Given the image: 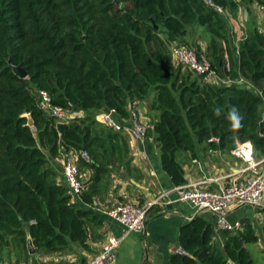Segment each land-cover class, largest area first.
<instances>
[{
	"label": "trees",
	"instance_id": "trees-1",
	"mask_svg": "<svg viewBox=\"0 0 264 264\" xmlns=\"http://www.w3.org/2000/svg\"><path fill=\"white\" fill-rule=\"evenodd\" d=\"M118 1L0 0V264L34 257L28 238L41 256L93 253L103 222L82 203L102 196L113 173L134 172L129 143L100 120L105 112L128 120L146 103L148 138L175 187L186 183L184 156L196 159L198 147L232 153L250 142L255 158L264 157V20L254 8L264 0H215L225 14L202 0ZM242 7L249 19L237 42L228 22ZM195 34L221 82L174 62L172 47ZM42 92L77 116L59 121L41 107ZM233 108L242 116L238 129ZM82 150L91 161L79 158L78 167L91 176L79 202L50 158ZM258 211L264 216V207ZM241 223L221 231L197 215L178 234L189 256L177 251L170 264H255L248 246L260 237L249 218Z\"/></svg>",
	"mask_w": 264,
	"mask_h": 264
},
{
	"label": "crops",
	"instance_id": "crops-1",
	"mask_svg": "<svg viewBox=\"0 0 264 264\" xmlns=\"http://www.w3.org/2000/svg\"><path fill=\"white\" fill-rule=\"evenodd\" d=\"M254 8L259 21H263L264 17L259 7L255 6ZM238 16L242 19V22L239 20V24L243 30L249 19L245 8L242 7L240 9ZM243 36L244 30L241 37L237 38V42ZM139 111L141 112V110ZM121 133L127 139L130 146L129 158L132 159L131 169L133 168L134 172L131 171L133 174L128 176L130 178L127 176L124 178L119 173H113V180L110 181L111 183L107 186L102 196L97 197L92 204L82 203L85 208L99 215L103 222L101 229L98 231L102 235V239L92 244L93 253L78 250L74 254H54L50 256L36 254L28 262L21 261L19 264H87L92 257L99 254L104 244L112 237L123 238L118 249L117 260L114 264H170L171 255L180 249L177 240L179 230L183 225L200 214L215 224L216 217L214 215L208 212L198 213L190 205L179 202L175 193L162 198L151 207L148 213L146 229L142 234H126L123 225L103 212L95 210L94 204L97 203L99 208L102 209L130 202L145 206L162 193L175 188L170 178L162 170L159 150L156 148L154 141L151 139H147L145 142L136 141L127 130ZM197 150V158L194 160H191L189 155L184 156L186 183L210 180L208 188L220 191L228 186L230 181L229 175L235 172H242L247 168V164L233 156L232 153L201 151L199 147ZM261 159L256 158L259 161ZM50 161L59 173L58 182L64 183V155L58 158H50ZM262 170L264 171V165L258 167L257 172H261ZM122 173L123 170L121 171ZM252 173L249 171L246 172V175H252ZM82 175L87 180L91 176V173L82 172ZM74 200L82 202L78 198H74ZM245 218H249L252 221L258 234L256 224L259 221L263 223L264 216L257 209L240 207L233 209L229 213L231 221H241ZM83 258H86V262H84ZM12 263L16 264L15 258H12Z\"/></svg>",
	"mask_w": 264,
	"mask_h": 264
},
{
	"label": "built area",
	"instance_id": "built-area-1",
	"mask_svg": "<svg viewBox=\"0 0 264 264\" xmlns=\"http://www.w3.org/2000/svg\"><path fill=\"white\" fill-rule=\"evenodd\" d=\"M202 1L207 7L214 9L220 14H225L223 7L218 5L215 0ZM259 10L264 17V5L259 6ZM171 54L177 65H181L195 74L204 76L205 81L213 83L221 82L206 53L198 54L193 49L176 44L172 47ZM227 67L229 68L228 64ZM41 97V107L59 121L67 122L76 116L70 109L53 107L51 99L46 92H42ZM100 120L116 132L129 131L130 136L136 141L145 142L149 139V125L143 122L136 108L131 110L128 120L119 121L115 110L105 112L100 116ZM214 140L218 141L217 139ZM73 153H70L71 155H64L63 175L65 183L68 185L73 197L81 199V195L86 190V179L81 174L77 160L81 158L86 162H90L91 158L85 150ZM232 155L246 163L247 168L242 172H235L229 175L230 181L228 186L220 191L208 188L210 180H202L177 186L171 191L162 193L145 206L130 202L102 209L99 208L97 203L94 204V209L103 212L123 225L126 234H142L145 232L148 213L151 207L162 198L175 193L179 202L190 205L198 213L208 212L214 215L216 217L217 230L237 232L242 230V223L241 221H231L229 219V213L233 209L251 207L258 210L264 207V171L257 172L258 167L264 165V157L260 161L256 160L254 149L250 142L238 144ZM249 171L253 172L252 175H246V172ZM122 240L123 238H109L99 254L92 257L87 264H114L117 260V253Z\"/></svg>",
	"mask_w": 264,
	"mask_h": 264
},
{
	"label": "rangeland",
	"instance_id": "rangeland-1",
	"mask_svg": "<svg viewBox=\"0 0 264 264\" xmlns=\"http://www.w3.org/2000/svg\"><path fill=\"white\" fill-rule=\"evenodd\" d=\"M231 19H233V18H230V20L228 22V32H229L230 36L235 35L236 40H237V38L241 37V35L243 33L242 27L239 24L240 21L242 22V19L239 16L236 19H233V20H231ZM232 29H233V31H232ZM179 45L186 46V47L193 49L195 51H197L196 46H200L202 52H204V53L206 52V44L202 41V39L200 38V36H198V34H195L191 39H187V41H185V42L180 41ZM182 71L183 72H189L185 68H183ZM137 106H138L137 109L139 112V116L143 119V122H145L149 125L150 118L148 117V108H147L146 103L144 102V103H141ZM139 110H141V112ZM78 116H82V113L78 114ZM126 172H129V170L126 169ZM249 208H251V207H249ZM261 223L262 222L259 221L258 224H256V228H257L258 234L260 236L259 243L256 245H249L248 246V249L252 255V258L255 261V264H264V233L262 232V229H260L262 227ZM5 263L6 264L7 263L13 264V263H9L8 261H6Z\"/></svg>",
	"mask_w": 264,
	"mask_h": 264
},
{
	"label": "water",
	"instance_id": "water-1",
	"mask_svg": "<svg viewBox=\"0 0 264 264\" xmlns=\"http://www.w3.org/2000/svg\"><path fill=\"white\" fill-rule=\"evenodd\" d=\"M115 3H116L118 6H121V2H120V1L115 0ZM15 72H16L18 75H20L21 77H23V78H25V77L27 76L26 72H25L22 68H20V67H15ZM28 125H29L30 127H33V126H34L33 121H32L30 118H29ZM89 244H90V242H89ZM27 245H28V251H29V254H30L31 256H35L36 253H37V251H36V249H35V246H34V244H33V241L31 240V238H28V240H27ZM178 252H179L180 254L184 255V256H189V254H188L184 249H182V248H180V249L178 250Z\"/></svg>",
	"mask_w": 264,
	"mask_h": 264
},
{
	"label": "clouds",
	"instance_id": "clouds-1",
	"mask_svg": "<svg viewBox=\"0 0 264 264\" xmlns=\"http://www.w3.org/2000/svg\"><path fill=\"white\" fill-rule=\"evenodd\" d=\"M229 119L231 120L232 127L234 129H238L242 126L241 125L242 116L239 114V112L235 108L231 110L229 114Z\"/></svg>",
	"mask_w": 264,
	"mask_h": 264
}]
</instances>
